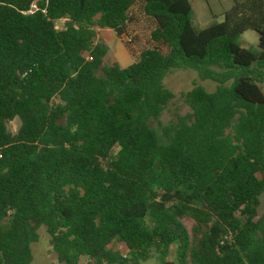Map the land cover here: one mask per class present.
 <instances>
[{"label":"trees","instance_id":"16d2710c","mask_svg":"<svg viewBox=\"0 0 264 264\" xmlns=\"http://www.w3.org/2000/svg\"><path fill=\"white\" fill-rule=\"evenodd\" d=\"M138 1L0 0V264H32L41 226L59 264H264V0L202 30L189 0H141L166 51L104 66L97 29L122 38ZM173 69L217 86L162 142Z\"/></svg>","mask_w":264,"mask_h":264},{"label":"rangeland","instance_id":"374dc122","mask_svg":"<svg viewBox=\"0 0 264 264\" xmlns=\"http://www.w3.org/2000/svg\"><path fill=\"white\" fill-rule=\"evenodd\" d=\"M192 6L191 20L193 27L196 30H202L214 23H221L224 20V12L233 6V0H189ZM133 18L126 28V34L119 38L112 30L97 29L98 41L105 42L109 47V52L103 60V65L108 66L114 62L119 63L122 67H127L136 61L140 53L148 48L157 46L163 52L166 49L154 43L150 38V33L154 29V24L147 19L143 12V3L139 0L131 10ZM64 21L58 23L59 28H63ZM236 44L241 48L249 50L253 54L259 53L258 34L254 31H246L238 36L235 40ZM126 43H129V50L126 48ZM98 74H101L99 71ZM163 83L165 87L175 94L173 99L167 107L163 110L158 120H152L151 124L156 130L160 140L167 142L162 132V127L175 123L177 115H185L189 112V108L184 104L182 94L190 91L194 84L202 85L208 92H213L217 84L212 81H200L197 72L190 69H173L164 78ZM264 91V84L261 85ZM19 120H15L10 125L11 131H16L19 127ZM264 211V206L261 207L260 212ZM186 227L191 231L194 221L185 219ZM38 241L31 245L33 253L32 264H59L56 254L50 246V238L47 234L46 228L41 226L38 231ZM174 257V248L170 259ZM82 264H91L92 261L84 257ZM146 264H160L156 258L151 259Z\"/></svg>","mask_w":264,"mask_h":264},{"label":"built area","instance_id":"2783aa9c","mask_svg":"<svg viewBox=\"0 0 264 264\" xmlns=\"http://www.w3.org/2000/svg\"><path fill=\"white\" fill-rule=\"evenodd\" d=\"M36 10H37V7H36L35 4H33V5L31 6V9L28 11V13H33V12L36 11Z\"/></svg>","mask_w":264,"mask_h":264},{"label":"crops","instance_id":"0c3cea01","mask_svg":"<svg viewBox=\"0 0 264 264\" xmlns=\"http://www.w3.org/2000/svg\"><path fill=\"white\" fill-rule=\"evenodd\" d=\"M105 30H108V29H105Z\"/></svg>","mask_w":264,"mask_h":264}]
</instances>
